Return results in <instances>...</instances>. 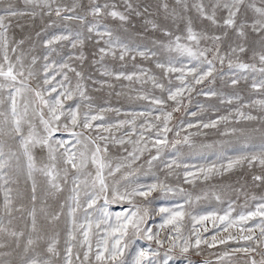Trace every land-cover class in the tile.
Wrapping results in <instances>:
<instances>
[{"label": "snow or ice", "instance_id": "snow-or-ice-1", "mask_svg": "<svg viewBox=\"0 0 264 264\" xmlns=\"http://www.w3.org/2000/svg\"><path fill=\"white\" fill-rule=\"evenodd\" d=\"M0 264H264V0H0Z\"/></svg>", "mask_w": 264, "mask_h": 264}, {"label": "rangeland", "instance_id": "rangeland-1", "mask_svg": "<svg viewBox=\"0 0 264 264\" xmlns=\"http://www.w3.org/2000/svg\"><path fill=\"white\" fill-rule=\"evenodd\" d=\"M213 137L211 135H209V139H212Z\"/></svg>", "mask_w": 264, "mask_h": 264}]
</instances>
